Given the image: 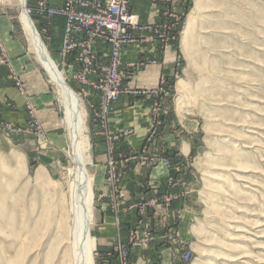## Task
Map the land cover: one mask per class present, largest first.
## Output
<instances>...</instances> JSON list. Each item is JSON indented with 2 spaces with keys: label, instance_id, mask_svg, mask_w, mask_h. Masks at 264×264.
Returning <instances> with one entry per match:
<instances>
[{
  "label": "rangeland",
  "instance_id": "rangeland-1",
  "mask_svg": "<svg viewBox=\"0 0 264 264\" xmlns=\"http://www.w3.org/2000/svg\"><path fill=\"white\" fill-rule=\"evenodd\" d=\"M102 1H26L36 28L62 20L57 56L47 49L83 106L93 264H264V0H149L157 15L146 22L129 0L132 22L124 33L120 19L108 28L106 20L116 21L113 0ZM20 11L17 0H0V17L8 19L0 25L49 79L60 125L57 133L43 129V104L26 105L25 123L0 110V264H71L61 219L73 177L71 136ZM99 11L104 22L66 36L74 15ZM1 34L0 65L19 88ZM109 39L125 42L120 58ZM134 42L137 62L125 59ZM110 60L122 64L119 96L108 101L112 83L96 79L110 78L101 69ZM140 76L147 78L136 86ZM123 95L129 124L109 132V113Z\"/></svg>",
  "mask_w": 264,
  "mask_h": 264
},
{
  "label": "crops",
  "instance_id": "crops-1",
  "mask_svg": "<svg viewBox=\"0 0 264 264\" xmlns=\"http://www.w3.org/2000/svg\"><path fill=\"white\" fill-rule=\"evenodd\" d=\"M51 1L54 4H58L60 2V0H51ZM133 9L139 15V18H141L143 22L149 21L150 19H154L157 15V12L154 11L150 6L149 0H134ZM0 22L7 24L8 19L0 17ZM2 26L3 24L0 25L1 27L0 32H2L1 39L3 42V46L6 49H8L7 52L10 55L9 56L10 62L13 65V67L16 69L15 71L19 73V78L21 80L20 81L21 87L17 88L13 83V78H12L13 76L11 75L7 66L0 65V101L2 102V100H6V102L8 101L11 104V105H7L6 102L0 103V110L3 111V116L5 118L12 119L14 122L17 123L18 122L25 123L27 120L26 105L28 104V106H31L34 109L36 108V110H38L41 108V104H43L42 105L43 110H41L40 112V118H41L40 120L43 129L51 133L56 132L60 125L59 124L60 120L58 119L56 114L57 112L53 107L54 106V94L52 91L53 86L49 84L50 83L49 79L41 69H39L33 63H31L30 60L27 63L24 49L20 46V44L17 41H14L12 40V38H10L9 29L6 28L5 25L3 28ZM38 30L42 34V37L45 39L47 45V46L45 45L46 49L48 47L52 52L53 56H57L58 51L60 49L61 37H62V20H60V18H55L53 22H51V24H49L48 26L45 25L44 27L41 25V27L38 28ZM138 43L135 44L134 42L126 49L127 55L125 59H127L128 61L130 60L131 62H137L140 60L141 57L140 52H137ZM104 47L107 46L103 44V47L100 48L101 50L103 48L102 52L103 54L106 55L108 53V49ZM64 69L67 71V73L69 74L71 73L72 65L70 61L69 63L66 62ZM146 78L147 77L144 76L135 78L136 80L134 84L136 86L143 84L145 83ZM126 84L127 86H129V79L126 81ZM128 99L129 97L123 95L121 97V100L117 102L114 105L113 109L110 111L108 116L109 132H114L129 124ZM32 101H35L36 107L31 104L33 103ZM54 136L60 137L58 135H54ZM58 140H60V143L63 142V139H58ZM26 141L27 140L23 141V143H26L28 147H32L31 146L32 144ZM100 148L101 146H99V149ZM39 158L41 159V157ZM110 219L111 217L109 216L105 217L106 220L105 228H107L111 232L112 221L110 223L109 222Z\"/></svg>",
  "mask_w": 264,
  "mask_h": 264
},
{
  "label": "bare ground",
  "instance_id": "bare-ground-1",
  "mask_svg": "<svg viewBox=\"0 0 264 264\" xmlns=\"http://www.w3.org/2000/svg\"><path fill=\"white\" fill-rule=\"evenodd\" d=\"M17 1L21 9L20 21L29 45L58 88L59 100L62 104L63 113L67 119V128L71 136V149L74 161L73 177L69 185L70 194L67 209H62L65 214H61L62 222L65 220L68 223L70 261L71 264H93L92 250L94 249V240L91 236L90 227L93 217L92 189L86 168L87 146L83 106L78 94L67 84L63 73L58 69L56 62L46 49L41 35L26 10L27 0ZM187 24V27L191 25L190 19ZM191 65L194 66L195 62L192 61Z\"/></svg>",
  "mask_w": 264,
  "mask_h": 264
},
{
  "label": "built area",
  "instance_id": "built-area-1",
  "mask_svg": "<svg viewBox=\"0 0 264 264\" xmlns=\"http://www.w3.org/2000/svg\"><path fill=\"white\" fill-rule=\"evenodd\" d=\"M101 2H103V1L101 0ZM72 3H78L81 6H86L87 1L83 2V3L73 1ZM110 3H112V11L110 10V12H111V15L116 18V21L113 23H110V21L106 20L105 23L107 24L108 28H114L116 26V24H114V23H117V19H120V25H117V26L121 28L123 33L127 32V30H129V22H132L131 17L129 16V0H126V1L125 0H118V1L113 0ZM99 4H101V3H99ZM90 5H92V4L90 3ZM50 13H53V10H51ZM101 16H102L101 11L93 13V14L81 13L78 15H74L72 18L73 22L70 21V24L67 23V27L65 30L66 36H69V38H70L73 35H77V37H78L86 29H88L87 32L89 33V29H91V27L94 23L104 22V20L102 19ZM109 40L111 41V39H109ZM111 42L113 44L112 55H114V58H115V56L117 58H120L118 50L123 48V45L125 42H123L122 40L117 41L116 43L113 41H111ZM67 45H69V42ZM71 47H72V45L70 46V48ZM71 49H73V48H71ZM72 51H69V53H73V55H74V52H72ZM121 64H122L121 62L110 60V62L106 66L101 67L102 70L109 72L110 78H102L101 77V78L96 79L98 84L104 83L105 80H109V82L112 83V88L109 87L108 88L109 90L107 89L108 91L106 92V100H108V101L115 100L119 96L118 95L119 89H117V83L120 80V74H118L119 73L118 69L121 66ZM87 84L91 85V84H93V82L91 81L90 83H87ZM186 258L189 259L190 255L187 254Z\"/></svg>",
  "mask_w": 264,
  "mask_h": 264
}]
</instances>
